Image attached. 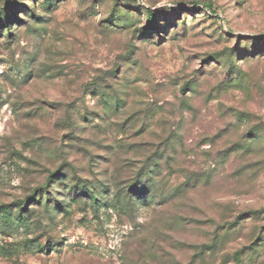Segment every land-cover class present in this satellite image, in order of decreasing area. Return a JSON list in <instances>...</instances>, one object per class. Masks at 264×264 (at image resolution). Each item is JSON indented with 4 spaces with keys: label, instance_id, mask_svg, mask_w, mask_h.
I'll list each match as a JSON object with an SVG mask.
<instances>
[{
    "label": "rangeland",
    "instance_id": "1",
    "mask_svg": "<svg viewBox=\"0 0 264 264\" xmlns=\"http://www.w3.org/2000/svg\"><path fill=\"white\" fill-rule=\"evenodd\" d=\"M237 263L264 264V0H0V264Z\"/></svg>",
    "mask_w": 264,
    "mask_h": 264
},
{
    "label": "trees",
    "instance_id": "2",
    "mask_svg": "<svg viewBox=\"0 0 264 264\" xmlns=\"http://www.w3.org/2000/svg\"><path fill=\"white\" fill-rule=\"evenodd\" d=\"M148 16H149L150 18H152V17L154 16V12H153V11H150L149 14H148ZM237 264H239V263H237Z\"/></svg>",
    "mask_w": 264,
    "mask_h": 264
}]
</instances>
